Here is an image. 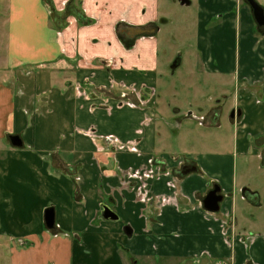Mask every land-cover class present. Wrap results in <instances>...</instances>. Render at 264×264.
<instances>
[{
	"label": "crops",
	"instance_id": "1",
	"mask_svg": "<svg viewBox=\"0 0 264 264\" xmlns=\"http://www.w3.org/2000/svg\"><path fill=\"white\" fill-rule=\"evenodd\" d=\"M163 1L50 0L55 20L44 0H6L0 9V264H264L259 224L245 227L237 214L239 193L260 205L246 174L252 164L244 160L237 174L235 161L256 158L264 172V40L254 39L239 0H188L181 6L197 12L191 56L207 79L166 84ZM132 28L154 31L127 38ZM178 52L172 70L184 62ZM197 92L204 100L188 105L205 119L186 118L229 125V143L174 154L185 118L176 100ZM226 108L235 112L227 121ZM150 162L162 174L146 182L144 203L127 173ZM184 164L195 170L182 174ZM215 185L223 199L212 213L202 200ZM103 206L117 220H103Z\"/></svg>",
	"mask_w": 264,
	"mask_h": 264
},
{
	"label": "rangeland",
	"instance_id": "2",
	"mask_svg": "<svg viewBox=\"0 0 264 264\" xmlns=\"http://www.w3.org/2000/svg\"><path fill=\"white\" fill-rule=\"evenodd\" d=\"M194 2V0H192ZM260 5H264V0H255ZM6 0H0V9L5 5ZM240 4H242V0H239ZM195 6V5H194ZM163 10L168 13L169 23L163 24L161 26V32L159 36H162L161 40V49H165L169 53L170 61L167 62L164 60V68L166 70L167 77L162 81L166 84L171 83L172 85H178L181 81H186L187 79L193 80L197 86H202L205 84L207 78L202 73V64L201 60L195 59L194 56H191V52L195 51V37L197 34V12L195 8L183 7L179 5L178 0H164L162 5ZM234 13V10L233 12ZM231 13V14H232ZM2 30H0V67H2V61L4 58V50L2 41ZM252 35L254 39L258 38L259 40H264V34L255 29L252 24L251 29ZM257 43H255L256 45ZM262 46V45H260ZM178 51H182L185 55L184 62L181 64L179 68L176 70H172L170 67V63L173 58L177 55H180ZM264 51V46L263 50ZM188 53V55H187ZM188 57V59H187ZM191 69L194 70V76H190ZM233 85V81L231 82ZM232 90V86L231 89ZM204 92H197L196 96L188 97L182 94L179 98V101L176 100V105L180 108V113L185 114V118L183 117V123L181 124L182 129L180 130L181 136L176 138L175 143H171V152L174 154H190L192 156H196L199 154L205 153L207 151L206 145H210L211 142L216 141L217 139H222L224 141V145H228L230 140V130L228 129L227 124L221 130H217L215 128H203L198 125V122L204 121V116H198L197 108L191 102V105H188L189 101H193L197 103L200 100H204ZM170 113H173L172 104L169 105ZM228 108V107H227ZM225 110L223 118L227 121V117H229L230 111ZM187 111H192L195 114L197 121L193 119H187ZM193 117V116H191ZM199 117V118H198ZM177 122H173L172 126L175 127ZM170 134L172 132L168 130ZM218 134V135H216ZM174 135V134H173ZM172 135V136H173ZM229 147V146H228ZM226 149V147H225ZM169 151V150H168ZM225 153H231L230 151H225ZM246 160L249 161V164H252L249 167L248 177H250V186L256 190L260 196V205H250L248 203H243L240 201V193L237 195V202L239 204L237 214L240 212L244 219L239 223L248 227V223L257 221L259 224V233L264 234V172L263 170H258V166L260 161L256 158H250V156H246L242 158L240 155H237L235 158L236 166H237V174L241 172L242 162ZM227 166L231 165V160L226 157L225 162ZM257 167V169H256ZM260 169V167H259ZM245 172L247 170L245 169ZM222 208V202L220 203V209ZM257 263L261 264V262L257 261Z\"/></svg>",
	"mask_w": 264,
	"mask_h": 264
},
{
	"label": "water",
	"instance_id": "3",
	"mask_svg": "<svg viewBox=\"0 0 264 264\" xmlns=\"http://www.w3.org/2000/svg\"><path fill=\"white\" fill-rule=\"evenodd\" d=\"M180 5H188V0H178ZM249 7L252 11L253 18L258 26H262L264 24V10L263 8L254 0H247ZM154 30H144V29H137V34L141 35L144 33L153 32ZM173 68H175L173 66ZM239 115V112H237ZM234 116V113L231 114V117ZM11 144L15 147L21 146V141L19 137L13 136L10 137ZM184 171L182 174H187L193 172L195 170L194 167H189L188 165L183 167ZM246 190L242 191V194H245ZM253 195V193H251ZM223 196L220 194V188L218 186H213V188L207 192L202 200V207L204 210L212 213H216L220 209V203L222 202ZM44 224L47 229H51L54 226V212L52 208H46L44 211ZM101 218L103 220H117V216L106 206H103L101 212Z\"/></svg>",
	"mask_w": 264,
	"mask_h": 264
},
{
	"label": "built area",
	"instance_id": "4",
	"mask_svg": "<svg viewBox=\"0 0 264 264\" xmlns=\"http://www.w3.org/2000/svg\"><path fill=\"white\" fill-rule=\"evenodd\" d=\"M126 105L132 106V104L130 103H126ZM107 140L110 141L111 139H107ZM123 147L125 146L123 145L118 146L119 149H123ZM149 165L150 167H146V168H142V169L134 170V171H128L127 173L130 179H134L138 182L139 185H138L137 192L139 195V200L144 203L146 200H149L147 199L146 182L150 179L157 178L162 174V172H160L157 167L153 166L152 162H150Z\"/></svg>",
	"mask_w": 264,
	"mask_h": 264
},
{
	"label": "flooded vegetation",
	"instance_id": "5",
	"mask_svg": "<svg viewBox=\"0 0 264 264\" xmlns=\"http://www.w3.org/2000/svg\"><path fill=\"white\" fill-rule=\"evenodd\" d=\"M254 1H255V0H254ZM256 2H257V1H256ZM242 4L248 7V9L250 10V13H251V15H252V11H251V9H250V7H249V4H248L247 0H242ZM258 4H259V3H258ZM259 5H260V4H259ZM260 6H261V7L263 8V10H264V5H260ZM252 22H253V25H254L255 29H257L259 32H261V33L264 34V24H263L262 26H258V24L255 22V20H254V18H253V15H252ZM137 29H140V28H132L131 30L129 29L128 31H125L124 34H125V36H126L127 38H130V37H136V36H138V34H137ZM140 30H141V29H140ZM144 30H153V28H151V29H144ZM141 35H142V34H141ZM232 113H234V116H233V117H235V112H232ZM232 113H231V114H232ZM236 116H238V115H237V112H236ZM186 165H187V164H184L183 167L186 166ZM245 193H248L250 196H252V197H254V198L256 197L255 194L251 195V192L248 191V190H246Z\"/></svg>",
	"mask_w": 264,
	"mask_h": 264
},
{
	"label": "trees",
	"instance_id": "6",
	"mask_svg": "<svg viewBox=\"0 0 264 264\" xmlns=\"http://www.w3.org/2000/svg\"><path fill=\"white\" fill-rule=\"evenodd\" d=\"M44 1L48 5V8H49L50 19L51 20H55L54 17H57V14H56L54 8L51 6L50 0H44ZM64 15L66 16V14H64ZM76 17H77V19H82V15L81 14H76Z\"/></svg>",
	"mask_w": 264,
	"mask_h": 264
}]
</instances>
